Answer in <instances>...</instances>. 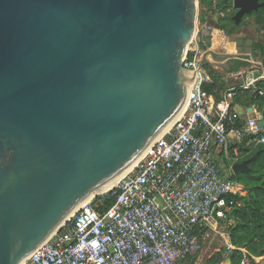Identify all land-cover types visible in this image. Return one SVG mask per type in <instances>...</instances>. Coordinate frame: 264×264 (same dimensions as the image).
I'll list each match as a JSON object with an SVG mask.
<instances>
[{
	"label": "water",
	"instance_id": "obj_1",
	"mask_svg": "<svg viewBox=\"0 0 264 264\" xmlns=\"http://www.w3.org/2000/svg\"><path fill=\"white\" fill-rule=\"evenodd\" d=\"M262 6L233 0L232 19ZM196 18L197 0H0V264L25 260L184 109Z\"/></svg>",
	"mask_w": 264,
	"mask_h": 264
},
{
	"label": "built area",
	"instance_id": "obj_2",
	"mask_svg": "<svg viewBox=\"0 0 264 264\" xmlns=\"http://www.w3.org/2000/svg\"><path fill=\"white\" fill-rule=\"evenodd\" d=\"M203 56L195 36L183 58V66L196 72L186 107L108 191L113 203L102 211L93 199L84 203L20 264H175L199 248L196 230L204 236L226 220V196L242 188L223 173L217 156L232 171L240 144L264 148L260 114L242 120L233 109L238 90L255 88L264 68L258 61L260 74L250 72L216 102L203 89L211 81ZM257 92L264 97V87ZM241 264H250L246 253Z\"/></svg>",
	"mask_w": 264,
	"mask_h": 264
},
{
	"label": "trees",
	"instance_id": "obj_3",
	"mask_svg": "<svg viewBox=\"0 0 264 264\" xmlns=\"http://www.w3.org/2000/svg\"><path fill=\"white\" fill-rule=\"evenodd\" d=\"M259 1L262 2L264 0ZM201 2L218 14L219 11L225 12L224 16L219 15L217 24L223 32L229 34L231 32L230 25L235 24L232 19L235 11L232 0H218L216 3H213L212 0H201ZM249 16L254 17L256 23L260 26L261 32L264 34V6L259 7L250 14L244 15L242 20ZM200 46L205 49L207 48V43L201 42ZM256 48L261 56H264V38L258 39ZM244 65H246L245 62H238L231 70L236 72ZM205 68L211 81L204 83L203 89L218 102L221 99V93L227 88H225L224 81L218 72L211 68L209 64H206ZM263 87L264 80H259L256 82L255 88H240L233 99V103L240 102L249 106L254 105L256 111L261 112L264 109V97L258 95L257 90ZM242 123V120L237 121V125ZM262 133L264 134V129ZM233 145L234 143L231 142V147ZM239 151L241 152V157L236 162L249 160L256 152H259V154L256 159L249 160L248 171H239L237 174L231 171L229 176L242 188L241 193L226 196L228 209L226 210V220L224 222H227L226 233L228 234L231 247L224 246L206 258L202 264H220L225 259H228L230 264H241L245 253L249 256L250 264H253L252 257L264 255V148L261 146L247 147L245 142H243L239 145ZM224 163L225 169H229L230 162L224 160ZM113 201L114 197L111 192H108L95 197L92 204L98 211H102L108 208ZM195 234L200 245L202 233L196 230ZM198 255L199 250L197 249L194 254H187L185 258L179 260L178 264H194Z\"/></svg>",
	"mask_w": 264,
	"mask_h": 264
},
{
	"label": "rangeland",
	"instance_id": "obj_4",
	"mask_svg": "<svg viewBox=\"0 0 264 264\" xmlns=\"http://www.w3.org/2000/svg\"><path fill=\"white\" fill-rule=\"evenodd\" d=\"M218 17L219 14L216 11L204 5V3L201 2V0H197V18H196V30L194 37L195 36L198 37L199 43L209 42L210 38H212V34L216 35L217 33L216 30L221 31L223 34L227 36H234L242 33L257 39L264 38V34L261 32L260 26L256 23L254 17L252 16L246 17L244 20H241L238 24L230 25L231 32L229 34H226L225 32H223V30L219 28V25L217 24ZM233 45L234 44H232V46ZM200 49L203 52V54H205L207 51V48L203 49L201 46ZM221 58L222 57H219V59ZM262 61H261L262 66H264V59ZM208 64L210 65L211 68H213L216 72H218L221 75L222 80L224 81L225 88L227 89L244 84L247 75H249L250 72L254 70L258 72L260 68L259 65H261L259 62L256 63L255 61H248L246 65L240 67L239 74H232L233 73L231 72L232 70L228 68V65H226L225 62L223 64H216L211 60H209ZM226 228H227V222H223L218 227L211 228L209 233L202 236V240L198 248L199 255L194 264H202L203 261L206 258H208L210 255L220 250L224 246L230 244V242L227 241V238L224 237ZM252 258L254 261L253 264H264V255L252 257ZM220 264H230V263L228 259H225Z\"/></svg>",
	"mask_w": 264,
	"mask_h": 264
},
{
	"label": "flooded vegetation",
	"instance_id": "obj_5",
	"mask_svg": "<svg viewBox=\"0 0 264 264\" xmlns=\"http://www.w3.org/2000/svg\"><path fill=\"white\" fill-rule=\"evenodd\" d=\"M234 9L235 14L237 9ZM257 41V38L242 33L234 36L218 34L214 39L210 38V41L207 42V58L216 64L225 62L230 69L235 67L238 62H245L246 64L248 61L258 62L264 59V56H261L256 48ZM232 44L234 45L232 46ZM219 57L222 58L219 59Z\"/></svg>",
	"mask_w": 264,
	"mask_h": 264
},
{
	"label": "crops",
	"instance_id": "obj_6",
	"mask_svg": "<svg viewBox=\"0 0 264 264\" xmlns=\"http://www.w3.org/2000/svg\"><path fill=\"white\" fill-rule=\"evenodd\" d=\"M217 31V33H216V35H214V34H212V38L211 39H214L218 34H221L222 32L221 31H219V30H216ZM206 54V53H205ZM204 54V55H205ZM263 60V59H262ZM262 60H260V61H262ZM263 62V61H262ZM261 67H263L264 68V66H261ZM240 70V69H239ZM239 70L238 71H236V72H234V71H231V72H233L232 74H238V72H239ZM261 70V68H259V71ZM257 72V74H260V72ZM264 80V79H263ZM249 107H252L253 108V110L251 111V112H249L248 111V108ZM233 109H235V111L238 113V115L240 116V118L242 119V120H246V119H248L249 117H252V116H256L257 114H260L261 112H257L256 111V109H255V106L254 105H246L245 103H238V102H234L233 103ZM231 142H232V140H231ZM217 160H218V162H219V164H220V166H221V168H222V171H223V173L226 175V176H230V173H231V171H230V169H225V167H224V165H225V163H224V160L222 159V157L220 156V155H218L217 156Z\"/></svg>",
	"mask_w": 264,
	"mask_h": 264
},
{
	"label": "bare ground",
	"instance_id": "obj_7",
	"mask_svg": "<svg viewBox=\"0 0 264 264\" xmlns=\"http://www.w3.org/2000/svg\"><path fill=\"white\" fill-rule=\"evenodd\" d=\"M185 107H186V105H185ZM185 107H184V108H185ZM183 110H184V109H183ZM183 110H182V111H183ZM182 111H181V112H182ZM181 112H180V114H181ZM180 114H179V115H180ZM179 115L176 117V119L179 117ZM176 119H175V120H176ZM175 120L169 125V127L172 126V124L175 122ZM169 127H168V128H169ZM168 128H167V129H168ZM167 129H166V130H167ZM141 157H142V156H141ZM135 164H136V163H135ZM135 164H134V165H135ZM134 165H133V166H132V167H131V168H130L125 174H123L118 180H116L113 184H111L110 186H108L107 188H105V189L102 190V191H96V192H95V196H96V195L98 196V195H101V194H105L106 192H108V191H110L111 189L115 188V186L118 184V182H119V181H120V180H121L126 174H128V173L132 170V168L134 167ZM75 212H76V211L73 212V214L71 215V217L75 214ZM227 241H228V239H227Z\"/></svg>",
	"mask_w": 264,
	"mask_h": 264
}]
</instances>
